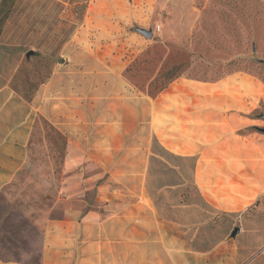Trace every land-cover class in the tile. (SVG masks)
I'll return each mask as SVG.
<instances>
[{
  "label": "rangeland",
  "instance_id": "374dc122",
  "mask_svg": "<svg viewBox=\"0 0 264 264\" xmlns=\"http://www.w3.org/2000/svg\"><path fill=\"white\" fill-rule=\"evenodd\" d=\"M76 6L82 7L76 10ZM139 29L151 30L152 36L145 37ZM73 37L88 51L105 56L113 70L125 69L131 83L145 89L148 102L165 88L163 98L169 96L168 88L182 96L175 86L188 82L214 84L232 76L248 78L237 85L243 110L226 109L228 102L219 98V104L210 106L212 124L229 127L231 116L243 119L245 124L233 130L232 136L242 141L245 155L239 160L244 169L247 163L254 166L242 172L257 174L264 191V0H16L0 31V49L10 59L21 60L11 81L13 88L30 97L57 64L69 68L64 64L63 47ZM28 50L34 55L27 56ZM181 63L179 76L161 88V74ZM50 136L57 139L54 133ZM222 138L219 141L225 144V133ZM149 142L155 155L148 160L145 192L155 203L154 211L146 203L141 205L146 212L137 209L139 205H128L145 196L133 181L106 186L107 198L113 201L110 206L103 197H96L95 190L79 196L85 210L122 215L128 207L127 212H132L131 258L128 261L119 250L115 264H255L256 247L251 240L231 234L240 227L235 214L201 203L191 186L195 182L191 161L164 152L154 137ZM217 149L218 155L207 160L216 164L213 179L224 184L221 163H235V158L224 154L226 147ZM50 160L51 164L44 151L36 152L0 192L2 259L40 264L42 223L46 217H58L63 208L57 201L59 157ZM175 183L182 185L169 187ZM260 200L264 203V193ZM188 202L198 205L187 208ZM116 224L122 230V222ZM262 250L263 243L257 251Z\"/></svg>",
  "mask_w": 264,
  "mask_h": 264
},
{
  "label": "crops",
  "instance_id": "0c3cea01",
  "mask_svg": "<svg viewBox=\"0 0 264 264\" xmlns=\"http://www.w3.org/2000/svg\"><path fill=\"white\" fill-rule=\"evenodd\" d=\"M63 53L69 68L57 64L26 98L11 85L21 60L10 59L0 49V192L36 152L44 151L50 164L51 157H59L57 201L63 208L58 217H46L42 223L40 264H115L119 250L130 261L132 212H127L128 207L122 215L85 210L79 196L85 190H95L98 199L103 197L111 205L106 186L113 181L123 185L133 181L145 196L128 205H139L137 209L146 212L141 206L146 203L154 211L155 203L145 192L148 160L155 155L149 142L152 137L172 155L195 157L193 184L203 194L201 203L235 214L240 226L236 237L250 239L256 247L253 262L263 263L264 250H257L261 243L264 245V212H259L264 210V203L257 201L264 191L257 174L243 175L242 171L249 172L246 168L254 165L247 163L244 169L239 160L245 155L242 141L232 136V131L245 122L231 116L229 127L212 124L210 107L225 98L226 109L243 110L237 85L249 79L232 76L214 84L188 82L175 86L182 96L168 88L169 96L163 98L165 88L148 102L145 89L131 83L125 69L113 70L105 56L88 51L74 37L64 45ZM169 125L176 127L171 130ZM53 133L57 139L51 138ZM224 133L225 144L220 142ZM220 146L226 147L227 157L235 158V163H221L226 174L224 184L213 179L216 164L207 160L218 155ZM106 174L107 180L101 179ZM197 205L184 204L187 208ZM252 207L255 210L249 211ZM117 220L122 222V230L121 225L117 230ZM0 264L21 263L0 258Z\"/></svg>",
  "mask_w": 264,
  "mask_h": 264
},
{
  "label": "trees",
  "instance_id": "16d2710c",
  "mask_svg": "<svg viewBox=\"0 0 264 264\" xmlns=\"http://www.w3.org/2000/svg\"><path fill=\"white\" fill-rule=\"evenodd\" d=\"M15 1L16 0H0V31H1V29H2V27L4 25V23H5V21L7 20V18L9 17V15L11 14V12L13 10V6L15 4ZM81 7L82 6H76L75 9L76 10L79 9V8L81 9ZM79 19H80V17L78 18V20ZM27 52H29V50ZM30 55H34V52L32 54H30ZM183 65H184V63L173 65L170 68L166 69L161 74V78L163 79V81H162V87L161 88H164L168 83L172 82L174 79H176L179 76V73H180L179 71L181 70V68H182ZM26 98H29V97H26ZM154 141L157 143L156 139H154ZM159 147L163 150V148L161 146H159ZM164 152H166V151H164ZM153 153H154V151H153ZM166 153H168L169 155H171L173 157H177L178 159L190 160L191 161L192 178H193V171H194V164H195V157L194 156L182 157V156L172 155L169 152H166ZM152 158H154V155L151 156V159ZM177 185L178 186H181L182 184L180 185L178 183ZM169 186H171V185H169ZM191 186L197 192V194L199 195V197L201 198L198 188L194 184H191Z\"/></svg>",
  "mask_w": 264,
  "mask_h": 264
},
{
  "label": "water",
  "instance_id": "95a60500",
  "mask_svg": "<svg viewBox=\"0 0 264 264\" xmlns=\"http://www.w3.org/2000/svg\"><path fill=\"white\" fill-rule=\"evenodd\" d=\"M139 32L147 38H150L152 36L151 30L139 29ZM32 53H33L32 51H29L27 56ZM237 232H238V228H235L234 231L232 232V235H235Z\"/></svg>",
  "mask_w": 264,
  "mask_h": 264
}]
</instances>
